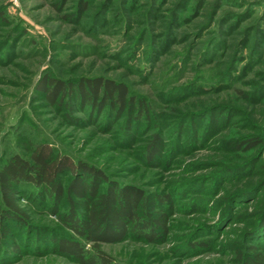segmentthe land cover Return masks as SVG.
<instances>
[{
    "label": "rangeland",
    "instance_id": "374dc122",
    "mask_svg": "<svg viewBox=\"0 0 264 264\" xmlns=\"http://www.w3.org/2000/svg\"><path fill=\"white\" fill-rule=\"evenodd\" d=\"M97 76L126 86L124 106L79 100ZM48 77L71 90L50 99ZM42 144L75 171L58 199L17 185L0 264H82L65 238L92 253L66 220L85 219L79 165L166 219L100 242L112 264H264V0H0V167Z\"/></svg>",
    "mask_w": 264,
    "mask_h": 264
},
{
    "label": "trees",
    "instance_id": "16d2710c",
    "mask_svg": "<svg viewBox=\"0 0 264 264\" xmlns=\"http://www.w3.org/2000/svg\"><path fill=\"white\" fill-rule=\"evenodd\" d=\"M39 88L52 99L56 91L65 93L72 87L67 84L61 85L59 81L48 77L40 83ZM76 88L79 100L92 105L98 101L99 104L106 102L112 106L122 107L127 100L126 86L123 83L99 76L80 79L76 83ZM138 109L141 111V106ZM79 166L87 176L92 177L91 181H86L84 176H76L71 186L78 196L86 198L82 203L85 219H76L71 215L67 216L66 220L78 234L92 242L93 248L92 253L87 255L83 245L65 238L58 241L62 253L74 257L82 264H112L109 256L99 248L100 242L118 240L128 226L130 230L146 238H152L150 233L154 234L156 229L163 232L167 230L163 214H156L152 220H142L137 214L140 208L147 210L152 205L151 198L142 197L137 189H118L116 186H109L107 190L97 193V181L105 180V177L97 175L94 169ZM64 168L69 172L75 171V167L66 159L53 157L46 144L34 148L28 158L16 154L8 157L0 167V220L8 213L24 217L16 202L18 184L31 185L52 198L61 197L63 188L57 177ZM137 221L143 224V228L137 226Z\"/></svg>",
    "mask_w": 264,
    "mask_h": 264
}]
</instances>
